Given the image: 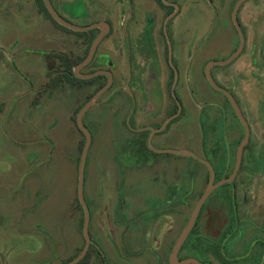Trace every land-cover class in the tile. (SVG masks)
<instances>
[{
  "label": "rangeland",
  "instance_id": "1",
  "mask_svg": "<svg viewBox=\"0 0 264 264\" xmlns=\"http://www.w3.org/2000/svg\"><path fill=\"white\" fill-rule=\"evenodd\" d=\"M82 1L86 3V0ZM142 1L150 4V9L154 7L152 0ZM263 1L247 0L243 4L240 20L245 30L246 47L231 64L217 66L212 70L216 82L228 89L238 100L250 124L251 136L243 155V165L234 182L235 186L226 184L214 191L205 203L193 234L181 251L182 257L197 256L205 264H264V47H261L256 22L257 12L264 14V4L260 5ZM216 2L220 16L213 25L214 22L210 21L212 11L208 0H178L179 5L188 6H180L181 12L169 24V35L173 42L174 65L180 74L175 95L181 104L183 102L184 111L179 122L170 127L173 135L168 133L161 136L153 145L163 146L165 149H183L181 146L185 144L184 148L211 162L216 169L218 181L232 174L236 152L244 138L245 130L226 96L214 90L204 75V66L208 61L225 60L239 46V35L231 18L237 0ZM91 3L96 4L94 0ZM7 4L8 11L4 9ZM127 11L126 15L130 16L132 12L130 14L129 7ZM154 13L156 14V11L150 14ZM32 14H36L42 23L48 22L55 28L40 13L36 0H0V135H5L9 129L17 130L19 109L25 105L30 106L33 87L43 84L38 92L42 90L47 81L45 76L58 69L59 62H56L52 54L61 51L68 53L73 49L71 46L59 48L55 42L40 39L32 28L37 26L38 22ZM81 19L73 23L87 25V16ZM134 19L133 15L132 21ZM147 24L148 22L143 23L142 20L131 25V32H140L139 39L134 37L132 40L136 57L140 60L139 53H143L142 61L145 64L135 72L132 81L135 78H143V85H146V80L153 78L156 72L166 81L163 82L164 95L168 97L170 92H167V84L169 83L171 90L174 82L171 72L160 56L164 42L161 40L159 44L157 41L155 27L158 24ZM75 38L76 55L84 54L88 37ZM198 47L199 52L195 60L192 59L191 72L187 76L188 62L196 54ZM119 48L120 44L118 50ZM115 56L110 60L96 55V59L85 71L89 72L105 64L112 69L117 66L119 72L120 61L118 55ZM189 74L191 81L188 82ZM126 76L128 79L127 65ZM14 78L20 79L21 86L26 83L24 89L29 91L22 92L19 104L16 96L23 88L15 86L18 82ZM121 83L117 82L105 93L99 104L93 106L84 119L93 134L89 152L91 159L88 160L86 169L87 185L91 183L95 196L99 198L96 205L89 202L93 210L90 233L95 248H99L105 256L104 259L94 255L91 264H169L173 246L209 183L210 171L193 157L155 153L150 150L146 146L149 133H137L129 127L150 124L154 119L165 126L169 120L165 118L168 110L164 103L166 96L163 99L159 96L161 93L156 91L155 83L152 92L154 95L149 94V100L140 95L139 109L133 112V102L128 90H119ZM245 85H249V94L244 89ZM95 89L96 86H89L83 90H75L64 85L53 96L62 97L68 105L70 100H73L72 116L80 106L86 104L88 96L93 94ZM56 103L58 104L51 109V113L43 108L38 111L43 119L36 134L37 137L42 136L45 139L52 131L49 123L53 119L57 122L56 130L59 131L61 143L66 144L70 139L71 124L66 108L59 106L64 103L61 100H56ZM174 107L175 104L172 103L169 108L173 109L172 114L177 110ZM130 117L132 119L128 121ZM71 122L75 135L73 143H67L58 154L54 153L53 163L62 162L64 156L70 161L73 160L78 173V158L81 157L79 146L82 140L85 143V136L72 120ZM30 123L29 120L25 121L26 132L30 131ZM26 136H29V133ZM94 143L96 146H93ZM95 148L96 163L92 166V152ZM38 149L39 146L27 144V159H31V156L33 159L44 160L45 152ZM60 153L62 158L59 157ZM2 158L4 164L5 161L8 163L13 160L9 148L0 141V159ZM67 166L63 161L56 166L57 170L48 172L47 177L52 180L54 177L68 179ZM4 170L7 168L0 165V173ZM76 197L73 212L65 215L66 223L69 226L74 225L77 233V243L73 248H54L47 231L40 224L45 221V216L50 210L41 209L37 214L35 212V217L33 215L32 224L26 225H33L32 230L6 232V235L10 236L9 245L5 243V246H0V253L5 257L7 264H10L9 261L26 264H67L77 257L85 246V239L84 222L82 223L84 211L81 205L82 210L78 207ZM124 202L127 204L122 214H128L127 220L120 218V207ZM137 210H140V214ZM146 211L153 214L149 216ZM35 219L38 223L34 222ZM1 227L0 223V242L6 237ZM47 254V259L38 261L44 259ZM60 255H63V258ZM0 264H3L1 257Z\"/></svg>",
  "mask_w": 264,
  "mask_h": 264
},
{
  "label": "crops",
  "instance_id": "2",
  "mask_svg": "<svg viewBox=\"0 0 264 264\" xmlns=\"http://www.w3.org/2000/svg\"><path fill=\"white\" fill-rule=\"evenodd\" d=\"M93 0H86L84 3L82 0H52L53 6L56 10L66 19L71 22L81 21L82 17L87 16L86 24H93L100 21H111L115 30L119 28L121 24V8L118 0H94L96 4L91 3ZM8 5L4 6L5 10H9ZM21 5V4H20ZM22 6H24L22 4ZM4 10V12H5ZM86 10L88 12H86ZM34 19H37V26H32L35 34L38 35L40 39L50 40L51 43H57V46L60 47H69L74 50L76 38L72 34H66L59 30H56L49 24L48 22L42 23L36 16V14L31 15ZM3 21V20H2ZM258 22V30H259V39L261 40V47L264 43V14L261 12H257V20ZM116 35L112 36L110 39H107L103 42L98 57H102V54H106L107 51H110L109 57H116L113 51V45L115 43ZM112 50V51H111ZM9 55L8 53H6ZM57 62V61H56ZM16 69H14L15 71ZM9 73V71L7 72ZM48 74V73H47ZM45 77H48L47 75ZM18 83L15 86L20 87L21 83L19 82V78H14ZM45 80V79H44ZM245 82V81H244ZM243 82V83H244ZM45 83V82H44ZM246 84V83H245ZM26 86V83H24ZM24 85L21 86L23 91H20L17 94V101L19 104V97H21L22 92H29L27 89H24ZM43 84L34 88L31 91V104L30 106L25 105V107H21L19 109L20 115L17 120V130L9 129L5 135H0V141L5 145V147L9 148V154L13 158V160H9L8 163L5 161L3 163V158L0 159V165L7 168L0 173V223L2 224L1 231L5 234V238L0 242V246H5V243L9 245L10 236L6 235V232H18L19 230H32L33 225L26 226L27 223L32 224V217L35 212L36 214L41 210L49 208L45 221L40 223L43 228L47 231V235L49 239L53 242L54 248L56 247H70L73 248L77 243V233L76 229L73 226H69L66 223L65 215L73 212L74 209V200L76 197L77 190V182H78V173L77 168L73 160H68L61 153L59 157L64 159L61 161H55L57 163H53V154L64 147L67 143H73V135L74 130L71 122V112L74 107L73 100H70V104H67L66 100H62V97H43L41 98L39 104L35 103V98L38 90L42 87ZM244 89L248 94L250 93V88L248 86H244ZM20 94V95H19ZM24 96V94H23ZM66 97V96H65ZM72 99V98H71ZM56 100L60 101L64 104H59V106L63 109L62 106L66 108L67 118L70 121V136L69 140L65 143H61V138L59 135V131L56 130L57 122L52 119L50 121L49 126L52 129L45 139L42 136L37 137L36 131L38 127H41V118L39 115V110L41 108L47 109L48 113H51V109H53L56 104ZM238 101V100H237ZM30 103V102H29ZM28 103V104H29ZM34 104V106H33ZM4 115V114H3ZM46 115V114H45ZM107 115V114H106ZM29 120L31 123L30 131L26 132L25 121ZM32 120H34L32 122ZM46 119H44L45 121ZM37 121V122H36ZM43 121V122H44ZM1 124V119H0ZM29 133V136L26 134ZM93 135V134H92ZM75 137V135H74ZM160 141V140H158ZM27 144H32L35 146H39V151H44L46 157L44 160H39L37 158L27 159L26 157V147ZM185 144L181 146L184 149ZM93 146H96L94 143ZM42 147V149H40ZM30 148V147H28ZM93 148V147H92ZM175 149V148H174ZM180 149V148H176ZM188 149V148H186ZM95 150L92 152L94 155V161L91 162V165L94 166L96 163L95 158ZM92 157V156H91ZM91 158L88 157V160ZM66 163L68 166L69 176L68 179L54 177H47V173L51 172L53 169L57 170L58 164ZM66 161V162H65ZM87 161V168H88ZM57 166V167H56ZM61 166V165H60ZM52 167V169H51ZM86 168V169H87ZM55 170V171H56ZM87 172V170H86ZM45 177V178H44ZM62 179V180H61ZM90 179V176H89ZM87 178L85 179V197L88 202V206L91 211V223H92V209L89 205V202L97 204L99 198L95 196V191L93 192V188H91V183L87 185ZM93 186V185H92ZM101 206V202L99 203V207ZM70 215V214H69ZM30 216L31 218H27ZM30 219V220H27ZM36 222V219L34 220ZM38 223V222H36ZM29 225V224H28ZM91 226V224H90ZM91 235V233H90ZM99 249V248H98ZM56 251V250H55ZM48 253V252H47ZM55 253V252H54ZM53 253V255H54ZM49 254L43 259H38V261H43L47 259ZM63 258V255H60ZM10 264H26V263H18L16 261H9Z\"/></svg>",
  "mask_w": 264,
  "mask_h": 264
},
{
  "label": "water",
  "instance_id": "3",
  "mask_svg": "<svg viewBox=\"0 0 264 264\" xmlns=\"http://www.w3.org/2000/svg\"><path fill=\"white\" fill-rule=\"evenodd\" d=\"M245 1H247V0H238L236 2L234 9H233V12H232V22H233L234 27H235L238 35H239V46H238V48L227 59L222 60V61L211 60L206 64V66L204 68V74H205L210 86L214 90H216V91L224 94V96H226V98L228 99L232 108L234 109V112H235L237 118L239 119L240 123L242 124V126L244 127V130H245L244 138L241 140V142L238 146L237 152H236V162H235V167H234L232 174L227 178L216 181L215 168L211 164V162H209L207 159L200 157L197 153H195L189 149H186V148H184V149H160V148H156V147H154V145L152 143L153 133L151 134V136L148 140L149 147L154 152H156V153H170V154H176V155H180V156H184V157H193V158L199 160L205 166H207V168L210 171L209 183H208L205 191L201 195L200 199L198 200L196 206L194 207L186 226L181 231L177 241L175 242V244L173 246V249H172V251L170 253V257H169V264H202L198 259L193 258V257L181 260L179 258V253H180L181 249L183 248L185 242L187 241L190 233L194 229L196 222L200 216V213H201L205 203L210 198V196L214 193V191H216L218 188L222 187L223 185L234 183V181H235V179H236V177L240 171V168L242 166L245 148L250 142V136H251L250 124H249L247 118L245 117V115L242 111V108L240 107L238 101L236 100L234 95L229 90L219 86L212 76V69L214 67L226 66V65L231 64L233 61H235L238 58V56L243 52V50L245 48L246 38H245L244 32L242 30L241 24H240L239 19H238L239 9ZM43 2H44L46 9L48 10L50 15L54 19V21L57 22L59 25L65 27L71 31L89 32V31H92L95 29L100 30V33L92 42L90 49H89V52H88V55L86 56L85 60L75 67L74 74L76 75L77 78L82 79V80L93 79V78L101 76V75H105L108 78V82L106 83V85H104L102 88H100L93 95V97L80 109V111L78 112L77 117H76V126H77L78 130L81 131L83 133V135L85 136V143H84V146L82 148L81 157H80L79 166H78V187H77V197H78L79 203L82 206L83 211H84L83 236L85 239V246H84L82 252L77 257H75L73 260L68 262L67 264H78L80 261H82L85 258V256L89 252L90 247L92 245V238L90 235L91 211H90V208L87 204L86 197H85V179H86L87 161H88L89 152H90L92 142H93V135H92V132L87 127V125L84 123V117L87 114V112L93 106L99 104L100 98L112 87L113 82H114L113 74L110 71L99 70V71H96V72H93L90 74H83L81 72V70L84 67L88 66L93 61L101 42L105 39V37L109 34V32L111 30V24L107 21H100V22L85 25V26L77 25V24H74V23L68 21L67 19H65L60 14L56 10V8L53 6L52 0H43ZM213 25H215V22ZM170 60L172 61V56H171ZM177 79H178V74H176V80H175L173 87H172V93L175 97H176L175 87L177 85ZM128 92L133 97L132 92L130 90H128ZM182 109H183V106L179 102L178 113L176 115L170 117L169 120L165 124H168L175 117H177L181 113ZM163 128H164V126H163ZM163 128H161V129H163ZM0 257L2 258L3 264H7L5 257L1 253H0Z\"/></svg>",
  "mask_w": 264,
  "mask_h": 264
},
{
  "label": "flooded vegetation",
  "instance_id": "4",
  "mask_svg": "<svg viewBox=\"0 0 264 264\" xmlns=\"http://www.w3.org/2000/svg\"><path fill=\"white\" fill-rule=\"evenodd\" d=\"M152 1L154 2V7L152 9H150L151 8L150 7V4H148V3H142L143 2L142 0H118V3L120 4V8H121V24L119 25V28L117 30H115L112 22L111 21H107V22H109L111 24V30H110L109 34L105 37V39L101 42V44H100V46H99V48L97 50V53H96V55H98L99 50H100V48H101V46H102V44H103V42L105 40L110 39L112 36H115V35L117 36L116 39H115V43L113 45V51H114V54L115 55H118V58H119V61H120V66H119L120 69L119 70L121 71V72L120 71L119 72H120L121 75L118 74L119 72H117V70H118L117 69V66H115V68L112 69V67L103 64L100 67H98V69H96V70L97 71H99V70H105V71L112 72L113 78H114V82H113L112 87L108 91H110L116 85L117 82H122L119 85V90H122V91L130 90L132 92L133 97L131 96L130 93H129V95L131 96L132 102H133V107H134L133 112H136L137 109H139L140 95L141 96L144 95L142 97L143 98L145 97V99L147 98V100H149V98H150L149 97V94H150V96L154 95V94H152V92H154V89L153 88L155 86V83L157 85V90L156 91L161 93L159 96L162 97V99L164 98V96H166V95H164V91L165 90H164V84H163V82H166V81L164 80V78L160 74H158L156 72L154 73V77L153 78H148L146 80V82H147L146 85H143V82H142V81H144L143 78H135L132 81L133 76L136 74L135 72H138V70H139V68H140L141 65H145L144 62L142 61L143 60L142 59L143 53H139V55H141V59L140 60L138 59V57H136V49L134 48V44H133V40L132 39H134V37L139 39L140 32L139 33H137V32H131L132 31L131 30L132 29V26L131 25H132L133 22H137V21L138 22H141L143 20V23L144 22L145 23L148 22L147 25H149V23H152V24L157 23L158 24L155 27L156 28V38H157V41H158L159 44H160V41L161 40H163V42H164L163 53L161 54V52H160V56L163 58L166 66H167V69L171 72L172 77H173V82H175V80H176V74H178V71H177V69H176V67L174 65V60H173V42H172V40L170 38V35H169V31H170L169 24L173 20V18H175L181 12V9L182 8L180 6H188V5H179L178 4V0H152ZM208 1L211 4V11H212V15H211L212 18H211L210 21L215 22V24H216L217 19L220 16V11L217 8L218 4H217V6L215 5V3H217L216 0H208ZM245 2H247V1H245ZM243 4L241 5V7L239 9L238 19H239V22L241 24L242 30L244 32V35H245V30H244L242 21L240 20V18H241L240 17V14H241V10H242ZM263 4H264V1L260 5H263ZM127 7H129L130 14L132 12V14L130 16L129 15L128 16L126 15V14H128ZM153 11H156V14L155 13L154 14H150ZM123 12H125V14H123ZM133 15L135 16L134 21H132ZM231 18H232V14H231ZM125 22H126V24H125ZM123 29H126V31H124ZM95 30H98V29H95ZM99 33H100V30H98V32L96 33V37L98 36ZM245 38H246V36H245ZM116 40H117V42H116ZM119 44H120V48L118 50V45ZM82 45L84 46L83 42H82ZM245 47H246V45H245ZM72 52L76 55V52L74 50H72ZM198 52H199V47H198V50L196 51V54H194L191 57L190 61L188 62L187 69H186L187 76H188V73L191 72V64H192V61L195 60V58L197 57V53ZM109 53H110V51H107L106 54H104V55L102 54V57L103 58H109L111 60V58L109 57V55H110ZM82 55H84V54L83 53L80 54V55L78 54L77 56H82ZM96 55H95L93 61L96 59ZM171 56H172V61L170 60ZM90 64L88 66L84 67L81 70V72L83 74H90L89 72H86L85 71V69L88 68L90 66ZM206 64H205V66H206ZM126 65L128 66V72H129L128 79H127V76L125 77ZM205 66H204V68H205ZM101 76H103V78H104L103 79V82H105L104 85H106V83L108 82L107 76H105V75H101ZM190 76L191 75L189 74L188 82L191 81L190 80ZM212 76H213V73H212ZM179 78H180V74H178L177 82H179ZM213 78H214V76H213ZM131 82H134V83L131 84ZM167 82H171V81H167ZM127 83L129 84L128 86H127ZM167 92L168 93L170 92V93H169V96L168 97L166 96V101L164 103L166 104V109H168L169 111L167 110V113L165 115V118H170V117L176 115L178 113V111H179V99L176 98L173 95L172 88L170 90L169 83L167 84ZM146 93L148 95H146ZM172 103L175 104L174 109H177L176 112H174L173 114H172L173 109L172 110L169 109L170 108V105ZM180 104H181V102H180ZM181 105L183 106V109H182L181 113L177 117H175L172 121H170L168 124H166L165 126H164L163 123L159 122L157 119H154V120H152L150 122V124H145V125L144 124H137L136 126L131 125L129 128L131 130H133V131H136L137 133H149L148 138H147L146 146L151 150V148L149 147L148 140H149V138H150V136H151L152 133H153L152 143H154L157 138H159L161 136H164V135H166L168 133H170V134L172 133L171 135H173V130L170 127H171V125L179 122V120H180L179 118H181V115H182V113L184 111V104H183V102H182ZM177 118L179 120H177L176 122L172 123L170 125V127H169L168 125L171 122H173L174 120H176ZM131 119H132V117H130L128 121H131ZM163 126H164V128H163ZM161 128H163V129H161ZM176 131H177V129H176ZM169 137H171V136H168V138ZM163 139H165V138H163ZM158 143H159V141H158ZM156 148L165 149V148H163V146L162 147H156ZM229 185H232L233 187L235 186L234 183L229 184ZM126 204H127V202H124L122 204V206L120 207V210H121L120 211V218H123L124 220H127L128 219V214H122V211L124 210V208H126L125 207ZM154 210H156V207L154 208ZM138 211H140V210H137L136 212H138ZM157 211H159V210H157ZM136 212H134V213H136ZM152 212L146 211L145 213H147V214H149V216H151L153 214ZM138 214H140V212H138ZM196 224H197V222H196ZM195 227H196V225H195ZM190 235H191V233H190ZM190 235H189V237H190ZM189 237H188V239H189ZM94 244L95 243L92 242V245L93 246H94ZM179 258L181 260H184L187 257H182L181 256V251H180ZM193 258H196L202 264H205L199 257L194 256Z\"/></svg>",
  "mask_w": 264,
  "mask_h": 264
},
{
  "label": "trees",
  "instance_id": "5",
  "mask_svg": "<svg viewBox=\"0 0 264 264\" xmlns=\"http://www.w3.org/2000/svg\"><path fill=\"white\" fill-rule=\"evenodd\" d=\"M36 5L40 11L41 14L44 15L45 19L46 20H49L56 29H58L59 31L61 32H64L66 34H72V35H75L79 38H86L88 37L87 39V48L85 49V53L84 55L82 56H77L75 55L71 50L66 53V51H61V52H57L55 54H52V56L57 60V62H59V66H58V69H56L55 71L50 72L48 74V77H47V81L43 87L42 90H40L37 94H36V98H35V103L36 104H39L41 98L44 96V95H47L49 97H52L54 95V93L60 89L61 87H63L64 85H67L69 86L70 88L72 89H75V90H83L85 89L86 87H89V86H96V89L94 90L93 94H91L90 96H88V99H87V102L93 97V95L100 89L104 86L105 82H103V76H98L96 78H93V79H90V80H81L79 78H77L74 74V68L79 64L81 63L85 58L86 56L88 55V52H89V49H90V46L92 44V42L94 41V39L96 38V33L98 32V30H92V31H89V32H74V31H71L61 25H59L57 22L54 21V19L52 18V16L50 15V13L48 12V10L46 9L45 5H44V2L43 0H36ZM65 18V17H64ZM66 19V18H65ZM68 20V19H67ZM70 21V20H68ZM71 22V21H70ZM73 23V22H72ZM93 63V62H92ZM91 63V64H92ZM90 64V65H91ZM96 69L98 68H95V69H92L89 71V73H92V72H95L97 71ZM216 81V80H215ZM217 84L221 87H223L222 85H220L218 82ZM224 88V87H223ZM226 89V88H225ZM228 90V89H227ZM86 102V103H87ZM84 106V105H83ZM83 106H80L74 113V115L71 116V120L73 121V123L75 124L76 126V115L78 114V112L80 111V109L83 107ZM85 119V117H84ZM180 119V118H179ZM178 118L176 120H174L173 122H171L168 126L170 127V125L174 122H176L177 120H179ZM85 123V121H84ZM77 127V126H76ZM89 128V127H88ZM90 130V129H89ZM91 131V130H90ZM81 132V131H80ZM82 133V132H81ZM83 134V133H82ZM84 146V140H82L80 142V146H79V151L82 152V148ZM247 149V146L245 148V150ZM79 159L78 158V162H79ZM243 161H244V158H243ZM242 165H243V162H242ZM242 167V166H241ZM215 168V167H214ZM241 169V168H240ZM216 171V169H215ZM87 173V172H86ZM227 178V177H226ZM229 185V184H227ZM76 201L78 202V207L80 208V210H82L81 206H80V203H79V200L78 198L76 197ZM88 204V202H87ZM205 207V205H204ZM203 207V209H204ZM202 209V211H203ZM201 211V213H202ZM200 213V215H201ZM200 217V216H199ZM199 219V218H198ZM84 222V220H82V223ZM198 222V221H197ZM197 225V224H196ZM90 229H91V226H90ZM195 229V228H194ZM194 231V230H193ZM193 231L191 232V235L193 234ZM190 235V236H191ZM187 243V242H186ZM186 243L185 245L183 246L182 250L185 248L186 246ZM181 250V251H182ZM98 255V256H102L103 258L105 257L104 254L97 248H95V246L91 245L90 247V250L89 252L87 253V255L85 256V258L80 261L78 264H91V261H92V258L94 257V255ZM189 258L190 257H194V256H188ZM187 257V258H188ZM75 258V257H74ZM72 258V259H74ZM71 259V260H72ZM105 259V258H104Z\"/></svg>",
  "mask_w": 264,
  "mask_h": 264
}]
</instances>
